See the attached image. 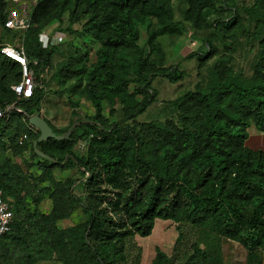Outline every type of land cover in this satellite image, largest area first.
Returning a JSON list of instances; mask_svg holds the SVG:
<instances>
[{
  "label": "trees",
  "instance_id": "16d2710c",
  "mask_svg": "<svg viewBox=\"0 0 264 264\" xmlns=\"http://www.w3.org/2000/svg\"><path fill=\"white\" fill-rule=\"evenodd\" d=\"M219 10L216 0H194L186 16L197 28L213 26L232 37L246 20L247 44L255 53L252 76L231 69L224 77L220 68L207 89L172 102L179 124L167 119L137 129L109 123L103 102L120 101L124 121L133 120L156 101V76L184 78L178 65L154 67L139 43L140 26L150 29L153 18L160 28L150 29L147 44L158 54H163L155 43L158 35L186 30L174 20L172 0L36 1L23 40L35 80L58 51L39 38L49 22H62L68 12L70 28L82 22L81 30L99 41L93 64H87L86 51L57 63L53 73L63 83L72 80L71 93L82 89L94 113L77 120L68 138L39 140L40 130L28 123L30 115L43 114L45 90L37 87L33 96L18 97L12 84L21 80V64L0 51V109L16 101L23 110L0 118V188L14 213L10 230L0 236V264L55 258L62 264H140L135 236L150 235L157 218L175 222L179 235L171 254L156 246L152 264H224L220 253L189 236L187 226L240 242L246 249L243 264L264 263V148L247 142L250 128L264 133V0L235 7L228 20L211 19ZM8 13L9 0H0V28L7 34ZM51 124L62 134L72 126ZM24 133L28 137L20 143ZM83 140L87 151L79 154L74 146ZM27 150L36 164L26 158ZM74 166L81 168L83 195L75 192L76 180L55 175V168ZM46 195L49 212L40 209ZM79 207L85 215L81 223L58 226Z\"/></svg>",
  "mask_w": 264,
  "mask_h": 264
},
{
  "label": "rangeland",
  "instance_id": "374dc122",
  "mask_svg": "<svg viewBox=\"0 0 264 264\" xmlns=\"http://www.w3.org/2000/svg\"><path fill=\"white\" fill-rule=\"evenodd\" d=\"M37 0H9V11H14L18 15L31 14ZM194 0H172L174 20L185 25L186 30L182 32H166L157 36L155 43L161 46L163 54H158L147 44L149 31L151 28L159 29L160 24L156 18L151 19L150 29L140 26L141 37L139 43L144 46L145 51L151 59L154 67H167L178 65L184 71V78L178 81H170L167 77L156 76L152 85L158 91L156 101H154L145 112L138 115L133 120L124 121L125 106L120 101L115 104L103 102V114L109 123H124L140 128L143 123L151 121H166L167 119L179 118V111L173 105V101L182 94L198 89H207L214 78L218 75L220 68L225 77L231 69L235 73H241L246 78L253 74V64L255 53L251 51L247 44V29L249 27L246 20L243 26L237 30L234 37L219 32L213 26H202L197 28L186 16L188 8L193 5ZM253 0H216V7L220 8L218 13H213V18H223L228 20L234 12V8L242 5L252 4ZM69 13L63 15V21H51L44 26L41 33H51L54 30L65 34L66 38L57 45L58 51L54 54L52 66L47 68L43 76L36 81V88L45 90V97L42 101L43 114H34L30 122L40 130L39 138L47 140L49 137L60 139L63 135L54 129L51 123L61 128L73 125L77 120L90 117L94 113V107L86 94H82L80 89L76 94L68 89L72 80L63 83L54 76L57 63L71 60L72 57L89 54L87 64L91 65L96 61V50L100 46L99 41L81 30L82 22L75 23L69 27ZM70 28V29H68ZM24 40L26 30L19 29ZM40 33V34H41ZM5 30L0 33V47L5 43ZM40 38V37H39ZM24 46L23 43L21 42ZM25 50V46H24ZM26 52V50H25ZM195 53L192 57L189 54ZM133 90V85H131ZM138 98H141L140 96ZM74 102H77L74 105ZM41 112V111H40ZM51 120V121H50ZM51 122V123H50ZM179 124V122L177 121ZM250 137L247 141L252 147L264 148V134L258 133L254 127L250 128ZM74 150L79 154L87 151V141H79L75 144ZM26 158L32 160V152H25ZM36 164V159L32 160ZM37 166L33 167L35 174H40ZM55 175L58 179H73L77 182L74 185L76 194L83 195V190L79 183L82 177L79 166L55 168ZM52 208V201L46 195L40 204V209L49 212ZM85 218L82 209L77 208L72 216L58 222L59 227H67L81 223ZM189 236L196 239L202 248L213 253H220L224 264H243L246 257V249L235 240L222 238L210 231L193 229L187 226ZM179 231L176 223L169 219L157 218L152 233L148 236L137 234L135 241L141 247L140 264H152L156 254V246L161 247L167 253L173 252ZM187 235V233H186ZM136 248V247H134ZM129 252L131 259H135L136 251ZM138 257V255H137ZM38 264H62L58 259L39 261ZM264 264V263H263Z\"/></svg>",
  "mask_w": 264,
  "mask_h": 264
},
{
  "label": "built area",
  "instance_id": "2783aa9c",
  "mask_svg": "<svg viewBox=\"0 0 264 264\" xmlns=\"http://www.w3.org/2000/svg\"><path fill=\"white\" fill-rule=\"evenodd\" d=\"M31 24V17L28 15H18L14 11H9L5 21V27L9 29H24ZM40 40L44 47L50 45H58L66 38L65 34L54 30L51 33H46V30L40 34ZM3 55L10 57L21 64L22 77L17 83L12 84V88L18 97L28 98L33 96L36 88L34 69L29 64V59L25 53L24 46L22 44L18 46L3 44L0 48ZM36 64L37 61L35 60ZM12 112H23L22 108L17 105V102H11L4 108L0 109V118L6 117ZM30 129H34V125L28 123ZM28 137L27 133H24L20 137V143ZM14 213L11 203L3 197V191L0 188V236L10 230L13 221Z\"/></svg>",
  "mask_w": 264,
  "mask_h": 264
},
{
  "label": "crops",
  "instance_id": "0c3cea01",
  "mask_svg": "<svg viewBox=\"0 0 264 264\" xmlns=\"http://www.w3.org/2000/svg\"><path fill=\"white\" fill-rule=\"evenodd\" d=\"M3 29L0 28V33H3ZM11 33H6L5 36V43L4 44H9V45H14V46H18L20 45V43L22 42V34L21 31L19 29H11L10 30ZM43 112V109H42ZM58 127V126H57ZM264 134V133H261Z\"/></svg>",
  "mask_w": 264,
  "mask_h": 264
},
{
  "label": "water",
  "instance_id": "95a60500",
  "mask_svg": "<svg viewBox=\"0 0 264 264\" xmlns=\"http://www.w3.org/2000/svg\"><path fill=\"white\" fill-rule=\"evenodd\" d=\"M32 116H34V115H30L29 118H31ZM77 123H78V122L74 123V124L69 128V130L61 136L60 139L68 138V137L70 136V134L72 133L74 127L77 125ZM31 124H32V123H31ZM33 125H34V124H33ZM34 126H35V125H34ZM39 140H41V139L39 138ZM37 151L39 152V154H41L39 150H37Z\"/></svg>",
  "mask_w": 264,
  "mask_h": 264
}]
</instances>
